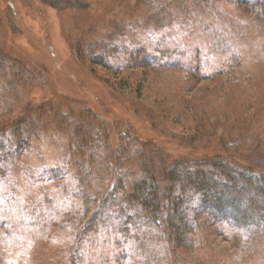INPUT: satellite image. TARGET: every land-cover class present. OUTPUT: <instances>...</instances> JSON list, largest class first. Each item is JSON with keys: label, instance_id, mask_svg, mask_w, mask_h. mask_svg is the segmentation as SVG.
<instances>
[{"label": "rangeland", "instance_id": "1", "mask_svg": "<svg viewBox=\"0 0 264 264\" xmlns=\"http://www.w3.org/2000/svg\"><path fill=\"white\" fill-rule=\"evenodd\" d=\"M263 8L264 0H0V141L17 151L0 183V264H142L144 247L109 221L85 234L92 211L60 201L67 189L92 193L96 205L121 182L127 193L155 179L165 193V166L178 162L193 164L179 185L225 166L262 188ZM222 186L241 209L197 216L206 202L196 201L188 245L163 240L147 264L157 253L166 264H264V226L231 224V213L250 209L246 195ZM174 219L185 226L183 211Z\"/></svg>", "mask_w": 264, "mask_h": 264}, {"label": "trees", "instance_id": "2", "mask_svg": "<svg viewBox=\"0 0 264 264\" xmlns=\"http://www.w3.org/2000/svg\"><path fill=\"white\" fill-rule=\"evenodd\" d=\"M261 13L264 17V8L261 10ZM158 52L161 53L160 51ZM2 138L5 137H1V139ZM5 140L0 141V183L2 179L7 176V174L3 173V170L7 172V163L11 157H15L14 155L17 152L16 149L13 150L12 148L5 147L7 146ZM167 159L171 161L168 157ZM168 165L169 164H166L165 166L167 173L166 179L161 180L162 183H170L165 193H162L161 183V186L159 184L158 187L155 186V179H152L153 182H150L151 179H143L127 190V193H125L126 191L123 189L125 185L122 186L123 184L121 181L119 185H111V188H106V196L103 197L99 205H96L95 202L92 204L90 203V200L93 201L92 193L80 192L77 186V188L67 189L66 192H64L66 195L59 199L60 201H64L67 198L70 199L73 204L79 205L78 209H80V211L85 210V214L92 211L91 218L87 219L84 225L85 234H91L95 228L97 230L96 233H98V226L101 225V228L103 226L106 227L107 221H109L110 226L112 225V228H116V233L126 237L129 242H136L139 251L140 247H144L147 257H143L145 259L141 261L142 264H147L145 260L149 257V251H151L152 254L156 253L153 252L154 248L161 245L163 240L169 239V241L172 240L177 245L181 244L187 246L188 236L193 233L196 228V222L199 220L196 215H200L201 211H205L209 207H212L215 211H222L223 208L232 209L234 211L238 210L237 208L241 209L243 201H240L238 197H234L233 202H231L226 199L228 197L219 190V187H223L222 184L225 183L230 185L229 187L233 190L237 189L241 194L246 195L247 201L245 204L248 205L250 209L249 213H231V220L229 219L231 224L240 228H246L252 225L261 228L264 226V185L260 189L257 188L258 184L256 183V178L238 177L234 172L228 171L229 169L227 167L222 166L220 169L224 171L221 175L208 173L200 169L193 175L191 174L193 177L192 180H185L183 185H179V182H181L180 180L185 179L182 169L187 170L188 168V170L193 173V171L190 170L192 169L190 165L193 164L178 162L173 166ZM205 166H207L206 168H214L213 164L211 166L205 164ZM259 176V180L264 182V178H262L264 172ZM148 181L150 182L149 184ZM246 181H248V183H246ZM226 194L230 195V193ZM197 196H200V198ZM88 200L89 204L87 203ZM199 200H201V202L205 201L206 203L203 204L204 207H200L199 213H197L194 206H196V201ZM213 200H217L218 205L213 204ZM251 201L255 204H251ZM228 203L232 205H228ZM168 211L169 214L171 213L172 215L167 216ZM180 211H183V221L185 224L183 228L180 226L181 223L174 219V212L179 214ZM195 213L197 214L195 215ZM249 216L258 218V220L247 222L250 220ZM99 217H101V221H99ZM51 219H53L51 225L53 224L54 226V222L56 223V221H58L57 219H60V216H52ZM83 224L84 222L80 224L76 222L73 225L82 226ZM73 225H70L71 228H73ZM160 226L165 227L162 232L158 234L160 230L156 231V229H159ZM75 227L72 230H74ZM81 235L83 234H80V236ZM162 236L164 237L162 238ZM152 258H154L153 261L156 264H166V262L163 261L162 253H157L152 256ZM155 258H157V260Z\"/></svg>", "mask_w": 264, "mask_h": 264}]
</instances>
